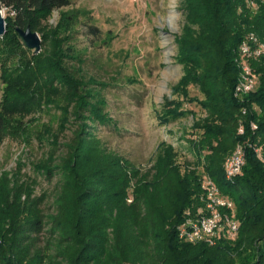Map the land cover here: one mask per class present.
<instances>
[{"label":"trees","instance_id":"trees-1","mask_svg":"<svg viewBox=\"0 0 264 264\" xmlns=\"http://www.w3.org/2000/svg\"><path fill=\"white\" fill-rule=\"evenodd\" d=\"M71 4L0 0L12 14L0 38V141H37L46 153L32 171L49 182L58 178L50 213L29 180L0 179V264H264V55L247 61L255 89L235 95L240 45L251 35L264 44V1L182 0L175 43L183 74L158 120L168 126L192 117L194 160L180 163L175 148L162 142L146 173L110 152L94 131L114 125L102 94L107 84L84 75L85 59L72 44L78 18L61 14L56 27L48 25ZM27 28L41 37L38 55L16 32ZM90 32L100 31L90 26ZM191 87L202 97L191 96ZM50 110L58 113L56 127L39 128L37 118ZM240 143L242 174L228 180L224 164ZM207 179L233 202L239 226L235 237L224 235L213 246L187 243L178 233L187 213L196 218L204 210Z\"/></svg>","mask_w":264,"mask_h":264},{"label":"rangeland","instance_id":"rangeland-1","mask_svg":"<svg viewBox=\"0 0 264 264\" xmlns=\"http://www.w3.org/2000/svg\"><path fill=\"white\" fill-rule=\"evenodd\" d=\"M181 2L71 0V6L55 11L48 21V25L56 27L61 14L78 18L73 28L78 33L73 36L72 44L85 59L84 75L107 84L102 90L107 102L105 110L114 121V125L96 126L94 131L110 152L130 161L143 173L152 167L162 142L175 148L180 163L194 160L188 142L194 138L192 117L168 126H161L158 120L165 99L172 97L173 88L183 74L176 62L175 43L183 26ZM2 14L4 18L12 16L6 8H2ZM90 26L100 32L93 34ZM30 58V55L23 56L19 61ZM190 91L191 96L202 97L196 88L191 87ZM3 92L0 78V108ZM185 108L203 116L194 104H186ZM57 119L56 111H45L37 118V126L51 123L56 127ZM71 135L68 131L61 142ZM45 153L35 140L24 142L10 137L0 141V179L7 178L12 184L18 180L21 185L29 180V190L45 199L43 209L50 213L58 178L49 182L32 171V165L44 159ZM41 240L44 242L45 238L42 236Z\"/></svg>","mask_w":264,"mask_h":264},{"label":"built area","instance_id":"built-area-1","mask_svg":"<svg viewBox=\"0 0 264 264\" xmlns=\"http://www.w3.org/2000/svg\"><path fill=\"white\" fill-rule=\"evenodd\" d=\"M239 55L242 58L241 80L236 86L235 95L243 96L252 92L256 87L253 69L247 61L264 55V44L256 36L251 35L240 45ZM253 128L256 127L253 125ZM239 132L243 134L242 127ZM245 149V144H238L234 152L226 159L224 164L226 179L232 180L242 174ZM203 188L206 190L204 210L200 211V215L196 218L187 213L186 219L178 227V233L180 239L187 243H207L213 246L224 235L230 238L235 237L239 226L233 218V202L220 196L217 186L210 179L205 180Z\"/></svg>","mask_w":264,"mask_h":264},{"label":"water","instance_id":"water-1","mask_svg":"<svg viewBox=\"0 0 264 264\" xmlns=\"http://www.w3.org/2000/svg\"><path fill=\"white\" fill-rule=\"evenodd\" d=\"M21 43L26 49L32 50L35 55H38L42 50V40L38 33L33 32L30 28L26 30H16ZM6 34V22L2 14V8L0 5V38H3Z\"/></svg>","mask_w":264,"mask_h":264}]
</instances>
